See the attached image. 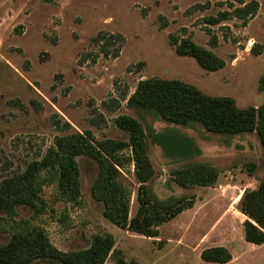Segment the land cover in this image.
Masks as SVG:
<instances>
[{"label":"rangeland","instance_id":"rangeland-1","mask_svg":"<svg viewBox=\"0 0 264 264\" xmlns=\"http://www.w3.org/2000/svg\"><path fill=\"white\" fill-rule=\"evenodd\" d=\"M256 1L259 10L243 27L237 18L214 26L204 23L205 18L240 7V0H0V179L24 170L57 136L66 134L55 126L57 120L69 122L80 133L90 130L97 140H127L114 120L130 115L152 131L148 146L155 176L148 185L162 200H194L191 209L159 228L158 238L122 230L103 217L102 205L91 196L97 165L78 158L80 203H68L55 185L46 186L42 196L48 212L36 216L19 208L14 221L0 215V240L14 230L40 227L64 252L86 249L95 235L111 234L115 250L129 264H213L202 261L201 253L218 246L232 254L227 264H264V244L245 241L247 218L238 207L244 191L264 180V149L258 135L220 136L207 133L200 124L194 129L179 126L181 132L208 142L205 150L211 163H205L221 169L213 187L182 188L172 172L198 158L164 152L151 139L171 125L156 121L152 113L128 108L125 100L140 80L160 78L191 84L209 96L230 97L240 109L262 105L264 0ZM100 32L125 38L119 58L100 53L93 42ZM208 33L218 37L219 46L212 51L226 62L217 72L205 71L192 57L178 56L171 44L172 37L186 34L209 49ZM92 53L100 54L97 62L81 66L80 57ZM219 151L230 158L219 156ZM123 172L132 191L134 217L139 187L134 166L126 165ZM113 263L111 257L106 264Z\"/></svg>","mask_w":264,"mask_h":264},{"label":"trees","instance_id":"trees-1","mask_svg":"<svg viewBox=\"0 0 264 264\" xmlns=\"http://www.w3.org/2000/svg\"><path fill=\"white\" fill-rule=\"evenodd\" d=\"M240 4L231 12L205 18L204 23L214 26L237 18L246 27L256 16L259 3L240 0ZM208 35L209 49L196 45L186 34L172 37L171 44L178 56L192 57L205 71L217 72L225 68L226 62L212 51L219 46L218 37ZM93 42L100 47L105 58L117 59L124 48L125 38L121 34L100 32ZM113 45H116L114 50L109 51L107 48ZM99 57L98 53L86 54L80 57L79 63L81 66L87 62L95 64ZM260 90H264L263 78ZM125 100L128 108L152 113L159 118L156 121L171 125L155 132L151 139L170 155L182 159L202 155L195 139L179 129V126L194 129L198 124L207 133L220 136L256 133L264 149V102L259 107L240 109L230 97L209 96L191 84L160 78L140 80L134 93ZM114 123L127 135V140H97L92 131L80 133L69 122L57 120L55 126L66 134L57 136L45 154L29 162L24 170L0 179V215L4 216L3 219L14 221L19 208H28L36 216L46 214L48 204L42 193L44 187L50 185L56 186L64 201L78 205L82 197L78 158H86L97 165L91 196L102 205L103 217L122 230L149 239L158 238L159 228L191 209L194 200L184 197L175 201L160 199L148 185L155 176L148 146L152 131L149 133L137 118L130 115H120ZM128 164L134 166V177L139 185L138 211L134 217L130 216L132 191L123 172ZM249 170L254 172L255 166ZM171 175L182 188L213 187L220 172L210 164L196 162L173 171ZM238 207L247 218L243 223L245 241L263 245L264 180L256 188L244 191ZM111 257H114L113 264H129L122 253L115 250V239L111 234L95 235L88 248L69 252L53 245L40 227L14 230L8 239L0 240V264H106ZM201 259L205 263L227 264L233 257L226 247L218 246L205 249Z\"/></svg>","mask_w":264,"mask_h":264},{"label":"crops","instance_id":"crops-1","mask_svg":"<svg viewBox=\"0 0 264 264\" xmlns=\"http://www.w3.org/2000/svg\"><path fill=\"white\" fill-rule=\"evenodd\" d=\"M191 129V128H190ZM186 134H188L190 137H192L193 139H195V141H196V143H197V145L199 146V148L201 149V151H202V155L200 156V157H198V159L197 160H199V162H203V163H205V162H210L209 160V156L211 155V154H208L207 153V151L205 150V146L206 145H208V142L207 141H205V140H198L197 138H195L194 137V135H192L191 133H189V132H185ZM234 151V150H233ZM218 155L219 156H222V157H224V158H227V159H229L230 158V155H225V153H222V152H218ZM211 159H213L212 157H211ZM211 163V162H210ZM211 166H213L214 168H216L218 171H220L221 172V169H219V167L217 166V165H215V164H210ZM220 178V177H219ZM243 193V192H242ZM241 193V194H242ZM233 257V256H232Z\"/></svg>","mask_w":264,"mask_h":264}]
</instances>
